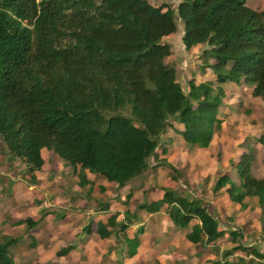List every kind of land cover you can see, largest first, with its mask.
<instances>
[{"label": "trees", "instance_id": "obj_1", "mask_svg": "<svg viewBox=\"0 0 264 264\" xmlns=\"http://www.w3.org/2000/svg\"><path fill=\"white\" fill-rule=\"evenodd\" d=\"M176 19L184 50L206 45L199 67H208L207 58L212 59L214 87L190 77L183 91L164 61L171 49L162 37L176 30ZM227 81L251 86L249 94L264 99V9L245 0H178L174 8L147 0H0V140L10 158L22 161L31 183L44 164L43 149L77 170L76 184L88 195L87 174L119 189L161 164L148 165L147 159L156 160L166 128L183 143L206 148L220 125L219 85ZM256 141L264 149V133ZM246 149L230 162L238 184L224 170L210 189H222L233 205L255 197L261 206L264 174L252 175L251 148ZM160 190L158 198L139 201L135 210H163L178 228L196 219L184 236L197 247L211 250L226 237L231 245L210 264H264V254L243 245L237 229L219 228L199 198L170 187ZM111 200L98 202L95 210L107 211ZM117 215L91 220L82 230L88 234L95 225L100 238L120 236L124 255L131 257L142 228L131 237L125 231L138 215L124 210L116 220ZM22 222L31 227L36 221ZM14 242V237L0 239V264H16L7 253ZM70 249L62 246L54 254Z\"/></svg>", "mask_w": 264, "mask_h": 264}, {"label": "rangeland", "instance_id": "obj_2", "mask_svg": "<svg viewBox=\"0 0 264 264\" xmlns=\"http://www.w3.org/2000/svg\"><path fill=\"white\" fill-rule=\"evenodd\" d=\"M147 1L152 5L166 3L172 8L178 2V0ZM245 3L256 10L264 9V0H245ZM180 34L181 23L176 19V30L162 37V41L168 43L171 49L170 55L164 61L174 68L176 80L182 90H187L186 80L190 77L195 83L208 81L214 87L216 82L210 67L212 59L207 58L208 67L202 70L199 67L202 64L199 55L206 45L193 46L186 51L180 42ZM219 86L223 91L222 104L217 114L220 125L214 131L209 145L210 158L207 148L183 143L172 129L166 128L160 135L155 149L156 160L153 161L151 157L147 159L148 165L159 161L162 163L150 171L146 169L119 189H115L104 179L87 174L92 185L89 188L90 193L85 195V189L79 188L76 184L77 170L63 165L56 155L45 149L41 150L44 164L40 170L33 173L35 182L31 183L22 161L10 158L0 140V239L3 236L15 238V242L7 247V253L12 256L14 262L127 264L120 236L117 238L111 233L104 239L100 238L95 231V225L88 234L82 230L89 221L97 218L104 221L105 216L117 210L119 215L116 219L122 218L124 210L136 212L139 225L146 233L143 235L145 240L150 242L152 239L156 242V245H153L156 248L154 256L161 258V261L165 260L166 264H209L219 258L220 251L231 245L226 237L220 238L216 246L206 250L207 252L203 246L196 249L197 245L186 243L184 234L190 230L196 219L190 221L186 227L178 228L170 225L163 210L153 215L135 210V205L139 201H149L160 196L161 186L175 188L186 197L199 198L207 206V210L216 215L219 228L239 231L241 236L239 241L243 245L254 242L255 238L252 237L255 235L261 236L263 233L255 226L253 208L249 209L253 220L246 225L241 219L239 209L234 205L228 206L224 194L220 193L213 197L210 185L221 168L226 165L228 172L230 171L229 176L238 184L230 162L234 163L236 160L238 149L245 148V145L256 146L257 136L264 131V99L251 96L249 94L251 86L245 84L227 81ZM171 121L175 123L174 119ZM255 148L253 156H256L255 164L259 167L261 157H264V149L261 144ZM162 149L165 151L162 152ZM226 158L227 163H224ZM163 161L170 164L175 172ZM171 175H174L175 179H171ZM99 185L103 186V192L98 190ZM106 200H111L108 205V208L111 206L110 212L96 211V204ZM226 214L230 219H227ZM25 218L36 222L31 227L27 226L26 222H22ZM134 228H128L126 234ZM139 235L140 233L137 237ZM66 245H72L68 253L63 256L54 254L58 248ZM157 246L161 248L158 249ZM138 250L140 254L129 264H158L157 258L154 261L153 255L150 259L146 258L145 254L150 252V249L139 247Z\"/></svg>", "mask_w": 264, "mask_h": 264}, {"label": "crops", "instance_id": "obj_3", "mask_svg": "<svg viewBox=\"0 0 264 264\" xmlns=\"http://www.w3.org/2000/svg\"><path fill=\"white\" fill-rule=\"evenodd\" d=\"M261 133H264V131H262ZM260 134V133H259ZM178 136V135H177ZM178 138H179V136H178ZM212 138H213V136H212ZM181 141H182V139L181 138H179ZM212 140V139H211ZM211 142V141H210ZM171 144H173V141L171 142ZM260 143L259 142H257L256 143V146L255 147H258V145H259ZM209 145H210V143H209ZM209 145L206 147L207 149H208V151H207V153H208V155H209V158H210V154H211V151H210V148H209ZM246 146L247 145H245V148H241V149H238L237 151H236V156L238 157V155L241 153V152H243V151H246L247 149H246ZM248 147H249V145H248ZM254 147V145H251L250 146V148H251V150H253L252 151V161H251V173H252V175L254 176V177H261L263 174H264V157L262 156L261 157V163H260V166L258 167L256 164H255V160H256V156L254 157L253 156V153L255 152L254 150H256V148ZM237 157H236V159H237ZM229 158V157H228ZM228 158H226L225 159V162L224 163H227V159ZM224 163L222 164V166H224ZM227 166V165H226ZM222 167L221 169V171L220 172H222V171H224V170H226L227 172H228V170H227V167ZM233 168V167H232ZM233 170H234V168H233ZM216 171V170H215ZM234 172V171H233ZM230 173V171L228 172V174ZM230 175V174H229ZM87 177H88V175H87ZM230 177V179L233 181V179L231 178V176H229ZM234 182V181H233ZM211 186V185H210ZM174 187V186H173ZM171 189H175V188H171ZM160 193H161V191H160ZM220 193H222V194H224L223 192H222V189H220V190H218V191H216V192H213V197H216V196H218V195H220ZM159 197V196H158ZM157 197V198H158ZM227 198V197H226ZM153 199H156V198H153ZM227 200H228V198H227ZM113 202V201H112ZM228 206H231V205H233V204H231L230 203V201L228 200ZM236 206V209H239V214L240 215H242L241 216V219L242 220H244V223L247 225L250 221H252L253 220V218L251 217V215H252V213L250 212L251 210H249L250 208H253V214H254V222H255V226L257 227V229H260L261 230V232L263 233V234H261V236L259 235V234H257V235H255L254 237H252V238H255V240L257 239V242H255V240H254V242H251V245H253L259 252H261V246H260V242L264 239V203L261 205V206H259L257 203H256V199H255V197H246L244 200H243V205L242 206H239L238 204H235L234 205V207ZM110 208H111V206L108 208V210L106 211V212H110ZM118 211V210H117ZM160 212V211H159ZM155 213H158V212H155ZM155 213H151V214H149V213H147L148 215H153V214H155ZM223 213H225L224 212V210H223ZM239 214H237V216L239 215ZM109 215V214H108ZM118 215H119V212H118ZM117 215V216H118ZM164 215H165V213H164ZM214 217H216V215L215 214H212ZM227 215V219H230L229 218V216H228V214H226ZM99 216V215H98ZM116 216V217H117ZM166 216V215H165ZM253 216V215H252ZM96 217V216H95ZM107 216H105V218H106ZM138 218L139 217H137L136 218V220H134V219H132L133 221H132V224H130L129 225V227L128 228H130V227H135L134 229H132L131 231H130V233L129 234H126V232H127V229H126V231H125V234H126V236H128V237H131L132 236V233L136 230V228L138 227V226H140L139 225V221H138ZM97 219H99V218H97ZM96 219V220H97ZM166 219H167V217H166ZM116 220H120V219H116ZM168 220V219H167ZM194 220V219H193ZM260 220H261V222H260ZM169 222V221H168ZM196 222H197V220H196ZM170 223V222H169ZM195 223V222H194ZM263 224V225H262ZM134 225V226H133ZM170 225H171V223H170ZM259 225H260V228H259ZM173 226V225H172ZM175 227V226H174ZM142 228V227H141ZM146 233L142 230V233L139 235V242H138V245H137V247H136V249H135V253H134V255H132L131 257H127V256H125L124 255V258H126L127 260H128V262H127V264H129L130 262H131V260L132 259H135V257H137L139 254H140V252H139V247L141 248V247H143L144 249H145V247H146V249H150V252H147L145 255H146V258L148 257V259H150L151 257V255H153L152 257H153V259H154V261H155V259L157 258V263L158 264H166V262H165V260H162L161 261V258H159L158 259V257L157 256H154L155 255V253H156V248L153 246V245H156V242H154L152 239L150 240V242L149 241H147V240H145L146 238L143 236V235H145ZM151 237L153 236V234H149ZM157 240H158V238H157ZM186 243H188V245L189 244H191L189 241H187ZM217 244V243H216ZM187 245V244H186ZM187 245V246H188ZM162 246V245H161ZM161 246H157V248L158 249H160L161 248ZM201 247H198V248H196V249H200ZM204 248V251H208V247L206 246V247H203ZM202 248V249H203ZM124 250H125V248H124ZM197 251V250H196ZM206 251V252H207ZM198 253V252H197ZM194 255H196V254H194ZM192 257L195 259V257L192 255ZM189 258H191V255L189 256ZM195 261V260H194ZM200 264H206V263H200ZM210 264V263H209Z\"/></svg>", "mask_w": 264, "mask_h": 264}, {"label": "built area", "instance_id": "obj_4", "mask_svg": "<svg viewBox=\"0 0 264 264\" xmlns=\"http://www.w3.org/2000/svg\"><path fill=\"white\" fill-rule=\"evenodd\" d=\"M261 252L264 254V239L260 242Z\"/></svg>", "mask_w": 264, "mask_h": 264}]
</instances>
